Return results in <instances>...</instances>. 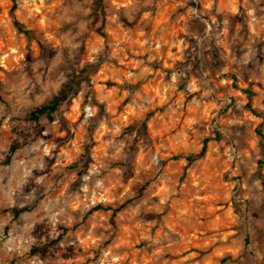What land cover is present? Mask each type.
<instances>
[{
    "label": "rangeland",
    "instance_id": "374dc122",
    "mask_svg": "<svg viewBox=\"0 0 264 264\" xmlns=\"http://www.w3.org/2000/svg\"><path fill=\"white\" fill-rule=\"evenodd\" d=\"M256 128L264 0H0V264H264Z\"/></svg>",
    "mask_w": 264,
    "mask_h": 264
},
{
    "label": "trees",
    "instance_id": "16d2710c",
    "mask_svg": "<svg viewBox=\"0 0 264 264\" xmlns=\"http://www.w3.org/2000/svg\"><path fill=\"white\" fill-rule=\"evenodd\" d=\"M14 10H15V7H14V5H12V7L10 9V12H9L11 22L14 25V27L17 29V31L26 34L27 31L23 29V24L16 18V15L14 14ZM74 84L75 83L71 84L68 87V91L74 86ZM244 92H245V94L247 95L248 98L252 95V93L250 91H248V90H244ZM66 96H67V94L63 93L58 100H56V101H54V102H52L50 104H44V105H40V106L34 107L33 109H31L26 114L24 119L26 121L36 122V121L39 120L40 117L45 116L48 121L54 120V113H55V111L57 109V106H58L60 101H62L64 98H66ZM247 108L249 109V111L254 116H257V117L259 116V114L256 111H254V109L251 107V105L249 103L247 104ZM255 132H256V134L259 137L260 145L263 147V155H264V135H263L262 131L259 128H256ZM206 144H207V138H204L202 140V144H201L200 150L195 155H191V154L185 155L183 157L184 160H186L187 162H193V161L199 159L200 157H202L205 154V152H206ZM10 150L14 151L15 147L11 146ZM97 208H100V207H97ZM22 210H25V209H22ZM13 213H14V215H17L18 213H20V211L13 210Z\"/></svg>",
    "mask_w": 264,
    "mask_h": 264
}]
</instances>
